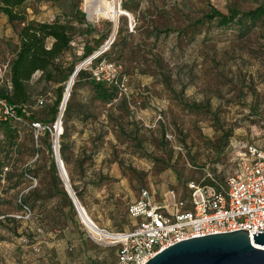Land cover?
Listing matches in <instances>:
<instances>
[{
  "label": "rangeland",
  "instance_id": "obj_1",
  "mask_svg": "<svg viewBox=\"0 0 264 264\" xmlns=\"http://www.w3.org/2000/svg\"><path fill=\"white\" fill-rule=\"evenodd\" d=\"M115 4L120 12L114 21ZM258 4L264 0L24 1L25 21L56 19L73 30L60 73L46 80L37 72L26 83L31 119L16 125L11 141L0 132V264L113 260L115 247L86 236L60 191L65 174L54 162L50 130L35 139L28 125L56 120L67 65L74 68L107 39L111 44L99 61L118 65L125 94L109 103L92 98L85 66L71 96L69 89L64 109L69 100L70 110L60 117L59 158L88 229L87 220L108 231L130 229L134 220L126 208L141 189L155 203L169 190L184 200L188 180L207 171L222 182L247 145L264 150V17L243 37L236 26L205 17L211 8L226 14ZM19 27L0 12V68L13 57ZM38 97L45 99L42 107L34 103Z\"/></svg>",
  "mask_w": 264,
  "mask_h": 264
},
{
  "label": "built area",
  "instance_id": "obj_2",
  "mask_svg": "<svg viewBox=\"0 0 264 264\" xmlns=\"http://www.w3.org/2000/svg\"><path fill=\"white\" fill-rule=\"evenodd\" d=\"M127 21V27L132 31L133 19L131 23L128 18ZM111 41H104L89 55L83 67L85 61L82 63L81 68L87 67L91 81L115 87L118 95L125 94L126 77L121 74L117 64L100 59L95 64L91 63L108 48ZM7 67L5 64L0 68V79ZM34 103L42 107L45 99L38 97ZM64 104L59 105V117ZM29 118L27 105L13 106L0 98V121L23 124ZM28 125L35 139L41 136L45 128L38 121L30 120ZM50 136L54 162L58 170L63 171L58 142H52ZM164 136L169 141L172 138L167 133ZM64 178L67 181L65 175ZM186 188L188 209H183L186 202L176 198L171 190L165 193L161 202L155 203L149 193L141 189L137 198L126 208L134 224L130 229L122 231H108L86 219L88 229L74 208L86 236L93 243L115 247L113 260L108 264H144L156 253L176 242L209 234L240 229L246 230L250 237L256 232L264 233V150L252 144L247 145L243 158L237 162L236 170L225 176L222 182L206 171L201 178L188 181Z\"/></svg>",
  "mask_w": 264,
  "mask_h": 264
},
{
  "label": "trees",
  "instance_id": "obj_3",
  "mask_svg": "<svg viewBox=\"0 0 264 264\" xmlns=\"http://www.w3.org/2000/svg\"><path fill=\"white\" fill-rule=\"evenodd\" d=\"M24 1L0 0V12L6 17L7 21L20 24L16 33L17 48L7 67L8 80L7 83L4 81V84L0 85V98H4L8 104L13 106L27 105L29 96L26 90V83L34 73H40V76L46 80L52 79L54 73H60L63 69L61 56L69 48L73 30L72 25L66 22H59L56 19L51 21H25L24 12L20 8ZM205 17L208 20L217 19V26H236V33L239 37H243L252 31L255 25L264 17V4H258L254 8L244 12L229 10L226 14L211 8ZM90 52H92V49L84 51L82 53L83 58L90 54ZM99 59L100 57L94 61H98ZM67 68L68 73L66 76L72 72L73 66L69 64ZM84 73L82 68L76 72L69 96L73 94L74 86ZM87 77L89 79V74H87ZM90 82L92 98L104 103H109L115 98L117 93L115 87L105 86L91 80ZM60 90V88L57 89L56 100L60 98ZM70 105L68 100L65 105L64 115L70 110ZM52 120L53 118L47 122L49 125H46L47 123L44 124V134L49 133L48 127L52 124ZM16 125L18 124L0 121V132L6 140L11 141L15 138ZM44 134L41 133V136ZM2 174L0 164V177ZM59 188L63 197L66 198L67 196L62 190L60 183ZM187 198L188 191L186 188L184 200H187ZM69 205H71L70 202ZM188 208L189 204L186 202L183 209Z\"/></svg>",
  "mask_w": 264,
  "mask_h": 264
},
{
  "label": "water",
  "instance_id": "obj_4",
  "mask_svg": "<svg viewBox=\"0 0 264 264\" xmlns=\"http://www.w3.org/2000/svg\"><path fill=\"white\" fill-rule=\"evenodd\" d=\"M88 57L74 66L70 80ZM66 90L67 85L63 93ZM64 103L62 94L61 106ZM63 187L72 205L76 207L77 201L65 178ZM144 264H264V233L256 232L250 237L246 230L240 229L189 238L162 249Z\"/></svg>",
  "mask_w": 264,
  "mask_h": 264
},
{
  "label": "bare ground",
  "instance_id": "obj_5",
  "mask_svg": "<svg viewBox=\"0 0 264 264\" xmlns=\"http://www.w3.org/2000/svg\"><path fill=\"white\" fill-rule=\"evenodd\" d=\"M119 12H120V7L118 6V4H115L114 8H113V14H114V21L117 19V17H119ZM121 14V13H120ZM87 63V61L84 62V64L82 65V67ZM80 64V62H79ZM78 65V64H77ZM73 79H74V76L72 77V79L70 80V76L68 77L67 81H66V85H67V90H66V93H63L64 94V102L67 100V96H68V92H69V89L71 88V85H72V82H73ZM65 85V87H66ZM59 117V114L57 115V118ZM61 117V116H60ZM60 117H59V123L57 122V120H55L49 127L48 129L50 130L51 132V135L55 132L56 130V125L58 124L57 126V130H58V136L56 137V139H53L52 142H58V138H59V133L62 129V125H61V122H60ZM56 118V119H57ZM62 164V162H61ZM62 168H63V165H62ZM63 172L66 176V172L63 168ZM61 176H63V174L61 173ZM64 178V177H63ZM67 179V177H66ZM79 212V211H78Z\"/></svg>",
  "mask_w": 264,
  "mask_h": 264
},
{
  "label": "crops",
  "instance_id": "obj_6",
  "mask_svg": "<svg viewBox=\"0 0 264 264\" xmlns=\"http://www.w3.org/2000/svg\"><path fill=\"white\" fill-rule=\"evenodd\" d=\"M7 66H8V63H7ZM3 78H4V79H3ZM7 80H8V70H7V68H6V70H5L4 73H3V77H2V79H0V82L5 81V83H7Z\"/></svg>",
  "mask_w": 264,
  "mask_h": 264
}]
</instances>
